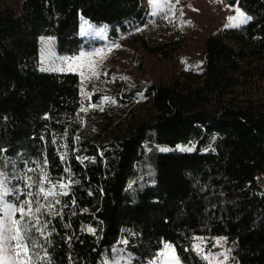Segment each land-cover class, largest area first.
Here are the masks:
<instances>
[{
  "label": "trees",
  "instance_id": "obj_1",
  "mask_svg": "<svg viewBox=\"0 0 264 264\" xmlns=\"http://www.w3.org/2000/svg\"><path fill=\"white\" fill-rule=\"evenodd\" d=\"M226 2L249 20L204 37V70L148 84L149 117L104 134L82 127L79 74L40 69V40L76 54L81 18L116 39L145 23V1L23 0L16 11L0 0V166L10 200L51 205L29 233L35 264H152L166 243L184 264H209L199 237L227 238L228 264H264V0ZM180 142L195 148L158 149ZM42 174L57 195L21 194Z\"/></svg>",
  "mask_w": 264,
  "mask_h": 264
},
{
  "label": "rangeland",
  "instance_id": "obj_2",
  "mask_svg": "<svg viewBox=\"0 0 264 264\" xmlns=\"http://www.w3.org/2000/svg\"><path fill=\"white\" fill-rule=\"evenodd\" d=\"M144 1L148 7L145 23L128 24L127 30L120 32L116 39L110 37L109 25L81 18L80 35L86 40V46L76 54L59 53L56 49L57 39L53 34L41 37L40 69L77 72L80 76L83 99L81 111L84 109L82 127L86 129L89 127L101 129L104 134L113 133L147 119L152 106L144 92L148 84L170 83L173 78H182L189 71L202 72L205 66L204 37L211 31L225 35L229 28L240 27L249 20L241 22L239 18L230 19L237 17L238 7L229 5L226 0ZM22 2L23 0H2L4 6L16 11L20 10ZM161 45L167 52L158 49ZM105 97L110 99L105 100ZM110 120H113V124L104 130ZM85 131L92 132L91 129ZM216 138L210 140L207 149ZM195 144H160L158 149L186 151L193 150ZM0 182L5 185L0 188V192L11 190L2 166ZM9 195L4 199L14 203ZM195 246L209 264H228L231 252L227 238L199 237ZM172 247L179 264H184L175 247ZM158 257L159 255L154 261ZM160 264H163V260Z\"/></svg>",
  "mask_w": 264,
  "mask_h": 264
},
{
  "label": "snow or ice",
  "instance_id": "obj_3",
  "mask_svg": "<svg viewBox=\"0 0 264 264\" xmlns=\"http://www.w3.org/2000/svg\"><path fill=\"white\" fill-rule=\"evenodd\" d=\"M237 17H232L230 19L236 20L239 18L241 22H246L248 17H246L237 8ZM99 53H96L98 55ZM84 54L82 53L81 56ZM72 60L78 58H70ZM110 98L105 97V100ZM84 109H82L83 111ZM191 150V149H188ZM31 180V177L27 178ZM47 181L46 174H42L40 178L36 181L37 191L33 193L30 189L32 185L29 184V190L26 193H21L26 197L43 198L47 200L49 197H54L58 193L53 191L56 185H51V187H46ZM3 182H0V188H4ZM60 188H64L65 185L60 184ZM14 194V190L5 189L0 192V264H35L33 260L32 250L29 247V233L35 224L39 223V214L42 208L51 207V205H41L39 199H28L25 198L16 203L7 202L4 197ZM58 202V201H57ZM35 205V206H34ZM37 231L42 229L37 228ZM92 231V229H89ZM36 245L35 241H32V246ZM43 259V258H41ZM130 259V258H129ZM163 260V264H179L178 258L174 255V249L171 244H164L163 250L159 253V257L153 264H160ZM113 264H117L113 261Z\"/></svg>",
  "mask_w": 264,
  "mask_h": 264
}]
</instances>
